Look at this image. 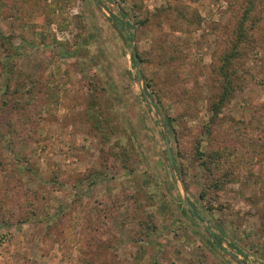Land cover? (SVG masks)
Returning <instances> with one entry per match:
<instances>
[{
    "label": "rangeland",
    "instance_id": "1",
    "mask_svg": "<svg viewBox=\"0 0 264 264\" xmlns=\"http://www.w3.org/2000/svg\"><path fill=\"white\" fill-rule=\"evenodd\" d=\"M245 2L0 0V264H264V0L209 111Z\"/></svg>",
    "mask_w": 264,
    "mask_h": 264
},
{
    "label": "trees",
    "instance_id": "2",
    "mask_svg": "<svg viewBox=\"0 0 264 264\" xmlns=\"http://www.w3.org/2000/svg\"><path fill=\"white\" fill-rule=\"evenodd\" d=\"M260 1L262 2L263 0H246L245 2L246 8L244 10L243 20L241 23H239L240 26L238 27V31H237L236 42L233 44L232 48L229 49L228 53L225 56L224 62L220 66L219 75H218L220 79V84H219L220 90L216 94V98L214 99V101H212L209 107V111L213 113L212 120H215L216 117L220 115V113L222 112V108L231 101L235 91H237L238 89L236 84L237 73L234 70H232L233 68L232 66L236 62L235 60L238 58V56H240L239 49L242 45L243 38L245 39L247 37V34L245 32L246 26L244 22L246 21V19L251 17L252 12L255 11L256 5L260 3ZM133 57H138V54L136 53L133 54ZM147 85H149L148 82ZM262 118L264 117L260 115L256 122L261 125V128L259 129L262 134L261 135L263 139L262 144H264V120ZM192 215L199 220H203L201 215L196 211L195 213H192ZM206 229L209 234L212 233L208 228ZM217 243L219 244L218 241Z\"/></svg>",
    "mask_w": 264,
    "mask_h": 264
},
{
    "label": "water",
    "instance_id": "3",
    "mask_svg": "<svg viewBox=\"0 0 264 264\" xmlns=\"http://www.w3.org/2000/svg\"><path fill=\"white\" fill-rule=\"evenodd\" d=\"M137 74H138V77L141 78L140 71H137ZM165 144H166V148H167L166 151H167V157H168L170 166H171L172 169H174V161H173V157H172V152H171V149H170L169 140H168V138L166 136H165ZM184 202H185L188 210L191 213H195L194 207L191 205V203L188 201V199L186 197L184 198Z\"/></svg>",
    "mask_w": 264,
    "mask_h": 264
}]
</instances>
